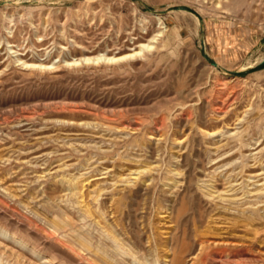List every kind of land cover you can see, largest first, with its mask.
<instances>
[{
	"label": "rangeland",
	"instance_id": "obj_1",
	"mask_svg": "<svg viewBox=\"0 0 264 264\" xmlns=\"http://www.w3.org/2000/svg\"><path fill=\"white\" fill-rule=\"evenodd\" d=\"M0 264H264V0H0Z\"/></svg>",
	"mask_w": 264,
	"mask_h": 264
},
{
	"label": "bare ground",
	"instance_id": "obj_2",
	"mask_svg": "<svg viewBox=\"0 0 264 264\" xmlns=\"http://www.w3.org/2000/svg\"><path fill=\"white\" fill-rule=\"evenodd\" d=\"M147 48H151L150 45L148 44H142L138 50H134L133 52H130V53H124L120 56H110V57H106V56H100V57H94V58H91V57H84L83 60L85 62H98V61H105V62H111V61H118V60H125V59H128V58H131V57H134V56H137V55H141L143 53V50L144 49H147ZM79 61L74 59L72 61H66V64L67 65H73V64H78ZM30 64V63H29ZM27 66V65H26ZM31 66H33L34 68L35 67H40V68H49L51 67V65H42V64H31Z\"/></svg>",
	"mask_w": 264,
	"mask_h": 264
}]
</instances>
